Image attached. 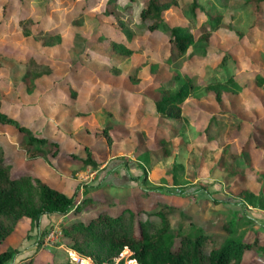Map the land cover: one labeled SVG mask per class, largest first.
<instances>
[{
	"label": "rangeland",
	"instance_id": "rangeland-1",
	"mask_svg": "<svg viewBox=\"0 0 264 264\" xmlns=\"http://www.w3.org/2000/svg\"><path fill=\"white\" fill-rule=\"evenodd\" d=\"M105 1H83L82 7V0H0V111L43 140L42 151L28 158L15 138L14 123L0 121L1 151L14 174H27L67 194L76 192L77 202L94 199L63 216H41L35 226L20 217L0 239V250H15L4 264H97L70 247L71 240L62 235L63 224L86 222L99 210L115 214L125 206L140 210L141 219L157 220L147 211L161 205L171 206L168 220L173 230L201 225L217 244L225 233L220 223L235 219L243 240L263 246L262 252L245 249L237 264H264V209L247 204L240 195L243 187L264 193V82L254 79L257 72L264 76L263 17L252 25L253 12L244 0H196L199 21L216 13L223 26L212 33L205 53L201 45L188 48L182 70L187 76L220 82L232 73L235 85L219 100L214 91L198 89L182 102L181 117L163 121L154 109L153 86L168 73L161 76L148 66L164 64L165 38L154 33V42L146 41L144 33L125 41L112 16L104 13ZM116 1L130 3L132 17L138 19L142 0ZM164 15L169 23L183 22L174 7ZM22 17H31L44 31L57 27L56 33L23 29L17 22ZM99 33L125 41L134 51L122 59L106 39L98 40ZM142 42L150 49H141ZM112 62L117 71L110 68ZM135 65L139 80L132 82L127 75ZM27 67L35 72L31 86L23 80ZM211 114L217 117L211 127L221 126L223 132L239 122L224 153L227 161L236 155L234 162L244 173L229 175L217 165L223 151L203 132ZM163 134L171 142L169 156H151L148 163L137 156L143 142L153 148ZM85 148L94 166L83 161ZM104 191L113 203L105 200ZM130 253L125 247L115 259L129 264Z\"/></svg>",
	"mask_w": 264,
	"mask_h": 264
},
{
	"label": "trees",
	"instance_id": "trees-1",
	"mask_svg": "<svg viewBox=\"0 0 264 264\" xmlns=\"http://www.w3.org/2000/svg\"><path fill=\"white\" fill-rule=\"evenodd\" d=\"M74 1L69 0L73 3ZM83 1L94 3L95 0H82V7L85 6ZM244 4L252 9V25L256 24L261 17L264 21V0H244ZM169 7H174L181 13L182 23H169L166 20L164 14ZM199 10L201 7L196 0H142L138 19L135 21L131 14L130 3L121 5L116 0L105 1L103 11L112 16L123 33L125 41L132 42L133 36L144 33H147L146 41L154 42V33H160L165 38L164 47L166 48L161 53L164 54L162 57L164 64L155 67L154 62H150L148 66L150 71L161 76L168 73L165 79H160L153 86L157 92V97L153 101L154 109L163 121L181 117L182 102L187 97L193 96L198 89L214 91L215 99L219 100L220 94L228 90L229 85H235L232 73L225 76L224 80L220 82L187 76L182 70L188 48L201 45L199 46L200 52L201 54L205 53L210 44L212 33L223 26L220 16L216 13L206 14L199 21L197 19ZM17 22L23 29L32 28L33 31L37 29L40 33L44 32L45 35L53 36L57 30V27L52 26L48 31H44V29L34 26V20L31 17L19 18ZM58 38L59 35L56 34L55 39ZM97 38L98 40L106 39L113 53L122 55V59L134 51L124 44L125 41L108 39L102 33H99ZM148 44L153 45L151 41ZM143 45L150 49V46H147L145 42L140 44L141 49ZM194 48L189 54L194 52ZM109 58L113 60L114 57ZM142 63L145 64L146 60ZM25 64L32 66L33 63L29 64L25 61ZM35 65L39 66V63L32 67L34 68ZM115 65L116 63L112 62L109 66L112 70L117 71L118 67ZM138 66L135 65L134 72L127 75L132 82L139 80L136 74ZM45 68L47 70V66ZM34 73L30 67H27L23 74V80L28 81L30 86ZM254 79L257 84H260L261 81L264 82V76L259 72L254 74ZM215 120L217 121V117L211 114L203 132L207 140L214 139L223 151L217 165L220 169L227 171L229 175L244 173L243 168L234 162L236 155L230 156L229 161L225 155L229 148L228 138L238 129L239 122L223 132L221 126L211 127L212 121ZM0 121L14 123L17 129L15 138L20 139L19 145L26 150L28 158L37 156L42 151V138L31 134L27 126L14 121L1 111ZM103 134L107 136L109 142V136L105 134V131ZM141 147V149H137L136 154L146 163L151 156L162 158L169 156L172 152L171 142L164 134L158 138L155 147L145 146L144 142ZM85 150L86 155L83 157V161L94 166L96 161L92 158L91 151L88 148ZM244 150L242 149L241 152ZM10 169L0 147V239L12 231L17 220L22 216L28 217L31 225L35 226L42 215L55 213L63 216L70 209L79 210L83 208L85 202L94 200L91 197H89L90 199L84 197L80 202H77L76 192L67 194L40 179H32L27 174H14ZM173 183L176 182L173 181ZM102 194L107 202L113 203L111 195L106 194V191ZM240 195L247 204L264 209V193H255L251 189L243 187L240 189ZM170 207V205H161L147 211L157 220L150 217L141 219L138 216L140 210L134 212L127 206L115 214L99 210L86 222L78 219L63 224L62 235L69 237L70 247L89 256L97 264H123L122 259L115 258L125 247L131 252L129 264H237L245 249L256 248L259 252L263 251V246L258 247L256 240L249 242L242 239V236L236 232L235 219L220 223V228L224 229L225 233L221 236V241L218 244L214 242V235L208 233L201 225H190L173 230L168 220ZM14 252L15 250L12 248L0 250V264H4L10 259ZM19 264L31 263L24 260Z\"/></svg>",
	"mask_w": 264,
	"mask_h": 264
},
{
	"label": "crops",
	"instance_id": "crops-1",
	"mask_svg": "<svg viewBox=\"0 0 264 264\" xmlns=\"http://www.w3.org/2000/svg\"><path fill=\"white\" fill-rule=\"evenodd\" d=\"M42 216H44V215H42ZM40 218H42V217H40Z\"/></svg>",
	"mask_w": 264,
	"mask_h": 264
}]
</instances>
